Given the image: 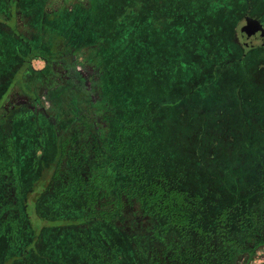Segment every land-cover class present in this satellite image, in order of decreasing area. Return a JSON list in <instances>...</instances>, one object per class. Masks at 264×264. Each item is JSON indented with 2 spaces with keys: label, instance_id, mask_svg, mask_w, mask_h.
I'll use <instances>...</instances> for the list:
<instances>
[{
  "label": "trees",
  "instance_id": "1",
  "mask_svg": "<svg viewBox=\"0 0 264 264\" xmlns=\"http://www.w3.org/2000/svg\"><path fill=\"white\" fill-rule=\"evenodd\" d=\"M53 1L64 4L49 12ZM79 1L69 9L70 0H0V99L16 76L38 80L31 60L49 49L87 48L104 72L96 107L111 114L104 140L78 130L62 138L50 124L44 141L43 125L34 128L22 113L9 134L0 124V264H235L238 256L248 264L264 245V126L249 131L244 116L206 124L200 108L214 114L229 94L220 90L206 107L204 93L190 89L220 74L221 57L208 43L223 22L211 17L235 9L222 12L214 0ZM161 143L183 174L164 171ZM43 167L62 184L34 202L51 224L38 236L24 209ZM134 203L128 228L117 230L114 215ZM63 224L93 231L67 232Z\"/></svg>",
  "mask_w": 264,
  "mask_h": 264
},
{
  "label": "rangeland",
  "instance_id": "2",
  "mask_svg": "<svg viewBox=\"0 0 264 264\" xmlns=\"http://www.w3.org/2000/svg\"><path fill=\"white\" fill-rule=\"evenodd\" d=\"M72 1L73 0H70V4L72 3ZM51 4L52 6L48 7V11L54 12L53 9H56L55 7H53L55 3L52 2ZM15 22H16L15 23L16 25L21 27L20 26L21 22H19V19H15ZM7 24H11V21H8ZM75 56L76 58L71 64L72 66L68 69V75L70 77L69 81H71V85H74L75 87H77V89H82V90L80 91L79 94L74 93L72 91L71 95L68 97L69 99L68 98L65 99L64 97H58V96L56 97L55 95L57 94V92L55 91V88H52L47 93V95L50 96L51 98V102L33 104L29 98L22 96V94H24L23 91L26 89L28 92H30L29 93L30 97L32 95H37L36 94L37 90L38 91L40 90L39 91L40 95H46V93H44L45 88L43 87V85L41 88L39 86L41 82L37 79L28 80L24 78L23 80L22 79L20 80V78L17 76L13 78L12 83L10 87L8 88L7 92L0 99V105H2L0 107V124L2 123V125H4L3 128L6 134L10 133V126L15 119V115L18 113H22L24 114L23 116L25 117V119H28V121L31 123V126L34 127L40 124L43 125L42 126L43 130L40 131V135L42 136L40 137L42 138L45 137L44 141H48L47 140V136H48L47 126L50 124L53 126L52 132L55 131V134L62 138L70 139L71 135H73L78 130L79 133L84 132L86 135H89L88 132L90 134L94 133L95 135L99 136L101 140L105 139V135L108 131V126L110 123L109 118L111 114L108 112L110 108L109 106H106L104 108L96 107V105L99 103L101 92L100 94L94 97H89L88 100L85 99V101L83 100L74 101L76 97L84 99L86 97L85 90L88 89L87 87H90V85L92 86L94 84V80L89 79L84 73V71L88 69L86 66L87 65L86 60L83 59V56H80L77 52L75 53ZM42 64L43 62H42V59L40 58H34L31 60V66L33 68L38 69L39 67H41ZM92 64L93 66L95 64V67L99 68V70L101 71L102 67H100L99 65H96V63L94 62H92ZM234 70L235 69H231V71L228 70L227 72H224L221 75H217V79L219 78L220 79L218 81H216L217 79H215V81H213L212 84L207 85L206 82H202L199 85L200 83L199 81L197 82L196 86H193L192 88H190L192 91L194 90L193 93L196 95L204 93L205 99L202 100V103H204L206 107H210V105H212V103L214 102V98L219 95L220 90H226L227 93L229 94V96L224 101L225 104L223 100H221L222 102L216 101L214 103V110H216L214 114H211L213 112L212 109H208L206 111L200 108L199 110L200 113L206 112L205 113L206 121L204 120L205 119L204 116H202L200 120L202 121L204 120L206 124H210V122H213L212 120L222 119L223 116L224 118L228 117L229 122L233 118L244 116L245 118L243 117V120L246 121V126H248L249 131L258 130V129L261 130L262 126H264L263 124L264 116L263 117L261 116V119H260L258 114H256L257 112L255 113L256 111L255 108L261 105L259 109L261 111L264 110V107H262L263 106L262 103L264 104V102H262L259 99L260 97H258L260 95L259 93H261V91H264V88L262 86L259 87L258 85L259 83L261 85H264V78H263V81L261 82L262 79L258 77L255 80L256 81L255 82L253 81L254 79L250 80L249 76L248 77L242 76V78H244V83L243 81L240 80L238 84H236V90H233L232 87L230 86V83L232 81H234L235 83V80L239 77L237 74H240ZM101 83H103V77H102ZM220 84H223V86H221ZM232 84L233 83H231V85ZM251 90H253L254 97L247 96ZM256 91H258V93ZM171 92H178V94L182 95L184 90H182V88H179L178 90H175L172 88ZM255 92L257 93V95H255L256 94ZM40 97L42 99V96ZM156 102L157 100H154V103ZM167 102L170 103V100H166V103ZM231 102H233L232 104L233 109H235L234 102L240 103V104H237L236 109H235L236 111H234L233 109L231 111L228 110L229 105L227 104H230ZM180 105L182 106V104ZM17 109H20L21 111H17ZM161 113L166 114L168 113V111L166 110ZM165 114L164 116L166 117ZM77 116H82L83 117L82 119L85 124H82V120H80L81 123L79 122L78 125L73 126L72 125L73 121L70 119H74ZM252 118H256V119H252ZM86 122L89 123V127L87 126ZM240 123L245 124L243 121ZM228 124L229 123L227 122V125ZM167 128L166 127L162 128V130L167 131ZM223 129L224 131L228 130L227 127L226 128L224 127ZM173 130H176V129H173ZM172 135H173V132H172ZM165 140H166L165 138H161V141H165ZM38 141H42V140H38ZM5 144L7 146V141L5 142ZM180 144L182 143L180 142L178 144L179 148H181ZM166 146L167 145L165 143H161V147L164 148V154H165V158L163 160H160L161 164L165 167L164 171L171 172L172 173L171 176L174 175L173 177H178L179 175L183 174V171L181 170L182 162H176L172 158H170V153L168 151L166 152L168 148ZM39 155H40V151L38 150L36 156H39ZM44 167H43L41 174H39L36 179H34L33 177V182L30 186L31 188H30L28 197L26 196V199H25V209H24V211H26L29 217V221L32 226V229L35 231V234L38 236L40 235L44 227H48L51 224L42 220L41 218L37 216L34 202L36 198L38 197L39 198L43 197L45 199H48V197H50L51 194L54 192L55 188H57L59 183L62 184V182L59 181L58 179L53 181L54 176L51 177L53 168H50L49 170V168L44 169ZM156 167H159V166H156ZM152 169L155 170L156 168L153 166ZM159 169L161 168L159 167ZM104 175H107L106 171L103 173V177L105 178ZM116 177L117 176H115L113 179L115 180ZM121 195L122 197H124L125 193L122 192ZM132 199H136V195H133ZM132 208L133 210L137 209L138 205L134 203L133 206H127L122 215L120 216L114 215L113 221L115 223L114 226L118 228L117 230L119 229L125 230L128 228L129 217H131L132 215V211H131ZM1 216L2 215L0 214V217ZM134 217L137 218L138 220H141L139 218V214L134 215ZM62 226H65V231L67 232L71 231L72 229L79 228L82 231L83 230L87 231L88 235H91L92 233H90V231H93V229H89L91 227V225L89 224H80V225L63 224ZM1 227H2V220H0V228ZM97 232H99V234H103V228L100 226L99 231ZM244 258H245L244 256H238L235 264H244L245 263ZM248 264H264V245L260 246L256 250L255 257L250 262H248Z\"/></svg>",
  "mask_w": 264,
  "mask_h": 264
},
{
  "label": "flooded vegetation",
  "instance_id": "3",
  "mask_svg": "<svg viewBox=\"0 0 264 264\" xmlns=\"http://www.w3.org/2000/svg\"><path fill=\"white\" fill-rule=\"evenodd\" d=\"M73 1L71 4H68L69 9L72 8L74 3H82V1L79 0ZM53 2L55 3V8H59L64 4V1H56L57 3L55 1ZM214 3L218 4L219 7H225V10H222V12H225L227 7L235 9L233 15L223 14L221 15L223 17H211L212 21L217 20L223 22L221 25L217 24L212 27L215 35L213 37V41H209L208 43L215 46V55H220L221 57L219 64L214 66L215 70L220 72L219 75L227 72L228 70L231 71V69H235L234 71L240 73L237 74L239 77L235 80V83L234 81L231 82L233 83L232 85L230 83L231 87L234 86L236 88V84H238L240 80L244 83V78H242V76H249L250 80L254 79L253 81L260 77L262 82L264 78V0H214ZM225 13L228 12L226 11ZM246 24L254 26L256 30H254L252 33L245 34L244 36L242 35L241 30ZM178 27L180 28L179 33L182 34L183 25ZM169 30L170 33L166 34H170L172 37H174L176 33H174L173 26H170ZM165 40L167 42L170 41L171 43L174 42L173 39L169 40L168 38H165ZM156 41V45L161 46V39L158 38ZM47 52V55L42 58L43 64L41 67L38 69L34 68L36 70H41V73H39L38 77V80L41 82L39 86L41 88L43 85L45 88L44 93H46V95H40V90H37V95H32L30 97V92L24 90V94H22V96L29 98L33 104H41L51 102V98L47 95V93L52 88H55V91L57 92L55 95L56 97H64L66 99L71 95L72 91L79 94L82 89H77V87L71 85V81H69L70 77L68 75V69L72 66L71 64L76 58V52L80 56H83V59L86 60V66L88 69H86L84 73L89 79L94 80V84L92 86L90 85V87H87L88 89L85 90L86 97L84 99L76 97L74 101H85V99L88 100L89 97H94L102 92L101 81L104 72L102 69L100 71L99 68H96L95 64L93 66V61L89 56L90 53L87 51V48H84V50L49 49ZM49 52L51 53L52 58L50 57ZM220 85L223 86V84ZM258 85L259 87L262 86L264 88V85H261L260 83ZM225 92L227 91L225 90ZM256 92L258 93V91ZM257 93L255 95H257ZM259 94V99L264 102V91H261ZM253 95V90H251L247 96L254 97ZM40 96H42L43 100ZM262 105V107H264L263 103ZM259 107H261V105L255 108V113L257 112L256 114H258L259 118H261V116H264V110L259 111ZM17 111L21 110L17 109Z\"/></svg>",
  "mask_w": 264,
  "mask_h": 264
},
{
  "label": "water",
  "instance_id": "4",
  "mask_svg": "<svg viewBox=\"0 0 264 264\" xmlns=\"http://www.w3.org/2000/svg\"><path fill=\"white\" fill-rule=\"evenodd\" d=\"M254 30H256V28L254 26H251V25L246 24V25H244L242 27V30L241 31H242V35L245 36V34L252 33Z\"/></svg>",
  "mask_w": 264,
  "mask_h": 264
}]
</instances>
